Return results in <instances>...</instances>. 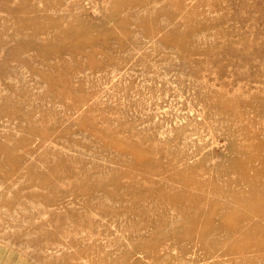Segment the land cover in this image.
I'll return each instance as SVG.
<instances>
[{
	"label": "rangeland",
	"instance_id": "1",
	"mask_svg": "<svg viewBox=\"0 0 264 264\" xmlns=\"http://www.w3.org/2000/svg\"><path fill=\"white\" fill-rule=\"evenodd\" d=\"M262 199L264 0H0V264H264Z\"/></svg>",
	"mask_w": 264,
	"mask_h": 264
},
{
	"label": "bare ground",
	"instance_id": "2",
	"mask_svg": "<svg viewBox=\"0 0 264 264\" xmlns=\"http://www.w3.org/2000/svg\"><path fill=\"white\" fill-rule=\"evenodd\" d=\"M27 22V21H26ZM29 22V21H28ZM31 23V22H30ZM261 201H263L264 202V199H262ZM255 203H256V206L258 207V202L257 201H255ZM258 203V204H257ZM264 204V203H263ZM201 210V209H200ZM259 210H261L260 208H259ZM200 213V212H199ZM224 216L223 217H225L226 215L225 214H223ZM226 220V219H225ZM224 220V221H225ZM226 223H228L229 222V220H227V221H225ZM209 227V226H208ZM204 228V227H203ZM233 229V228H232ZM235 231V230H234ZM231 232V231H230ZM230 234V233H229ZM213 245V244H212ZM217 245V244H216ZM214 246V245H213ZM195 258V257H194ZM11 261H12V259H11ZM167 264V263H166Z\"/></svg>",
	"mask_w": 264,
	"mask_h": 264
}]
</instances>
